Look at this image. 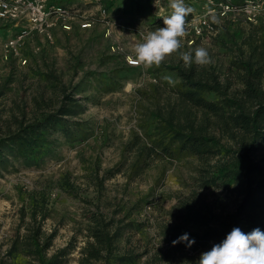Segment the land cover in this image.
I'll list each match as a JSON object with an SVG mask.
<instances>
[{
  "label": "rangeland",
  "instance_id": "374dc122",
  "mask_svg": "<svg viewBox=\"0 0 264 264\" xmlns=\"http://www.w3.org/2000/svg\"><path fill=\"white\" fill-rule=\"evenodd\" d=\"M58 1L75 4L79 12L71 20V30L58 24L51 28L52 40L31 32L15 49L9 48L6 44L21 23L0 20V136L20 120L55 111L65 93L79 99L83 108L75 119L87 121L89 132L74 142L57 138L52 154L36 164L7 156L5 167H0V264H27L16 241L27 225H33V210L37 220L46 214L42 228L54 232L47 256L72 245L61 264H78L92 213L112 218L121 227L112 256L126 259L112 258L109 264H196L212 242L189 249L165 235L177 221L178 197L202 191L214 207L231 209L237 202L234 194L202 189L197 181L200 164L193 156L151 158L137 174L130 168L133 133L147 141L140 125L151 130L149 111L176 101L172 88L179 77L156 66H127L124 56L135 57L133 49L143 42V35L164 27L162 17L171 13L169 0ZM184 2L193 9L186 18L187 34L181 49L162 64L185 67L179 53L192 51L194 57V50L204 47L213 62L196 67L212 70L220 81L228 78L236 89L240 84L232 61L240 46L247 49L244 42L254 32L251 22L242 13H221L209 0ZM212 15L219 23L212 22ZM81 20H89L91 26L81 28ZM114 44L123 50L114 52ZM206 97L216 99L213 93ZM258 153L264 154V146Z\"/></svg>",
  "mask_w": 264,
  "mask_h": 264
},
{
  "label": "trees",
  "instance_id": "16d2710c",
  "mask_svg": "<svg viewBox=\"0 0 264 264\" xmlns=\"http://www.w3.org/2000/svg\"><path fill=\"white\" fill-rule=\"evenodd\" d=\"M231 1L239 4L244 0ZM250 24L254 32L244 42L247 49L240 46L232 61L239 87L232 90L228 78L220 81L215 72L198 69L194 62L190 67L161 64L160 69L174 71L179 77L172 88L176 101L150 110L152 129L140 125L147 141L134 132L129 143L134 154L132 174L139 173L151 158L193 156L200 164L197 181L202 189H218L237 199L234 207L227 209L214 207L202 191L178 197L174 205L177 221L165 235L180 247L195 249L208 242L213 246L234 227L245 233L264 228V154L258 153L264 146V24ZM209 93L216 99L207 98ZM82 108L78 98L65 93L55 111L31 121L20 120L14 130L0 136V167H5L7 156L29 165L38 163L52 154L57 138L69 142L86 138L87 121L75 119ZM218 154L223 156L211 163ZM45 216L43 213L37 220L36 212L31 211L33 225H27L21 239L17 238L27 264H61L72 249L68 244L47 256L54 232L43 230ZM86 229L88 239L79 251L78 264L126 259L112 256L115 240L121 235V227L112 218L92 213Z\"/></svg>",
  "mask_w": 264,
  "mask_h": 264
},
{
  "label": "clouds",
  "instance_id": "9594fccd",
  "mask_svg": "<svg viewBox=\"0 0 264 264\" xmlns=\"http://www.w3.org/2000/svg\"><path fill=\"white\" fill-rule=\"evenodd\" d=\"M169 8L171 13L162 17L164 27L148 31L143 35V42L135 45L136 64L145 68L159 67L167 56L181 49V39L187 34L186 18L193 9L184 0H169ZM211 19L213 23H219L215 15ZM194 51V57L192 51L179 53L185 67H190L193 62L199 66L213 62L206 48L198 47ZM164 79L173 82L168 76ZM194 242L191 241L188 246L191 247ZM196 264H264V231L257 227L245 233L239 227H234L220 243L201 253Z\"/></svg>",
  "mask_w": 264,
  "mask_h": 264
},
{
  "label": "built area",
  "instance_id": "2783aa9c",
  "mask_svg": "<svg viewBox=\"0 0 264 264\" xmlns=\"http://www.w3.org/2000/svg\"><path fill=\"white\" fill-rule=\"evenodd\" d=\"M98 3L99 0H91ZM213 5H219V11L242 13L246 19L253 24H264V0H244L239 4L232 3L231 0H209ZM79 12L76 5L56 3L53 0H0V20L3 22L21 23L17 29L14 38L7 42L9 48L15 49L18 42L23 41L24 37L31 32L42 34L47 40H52L51 28L54 25H60L63 30H71L72 19ZM81 28H89V20L79 22ZM121 27L120 25H117ZM111 28L108 29V36L111 34ZM114 52H121L123 49L119 44L112 47ZM127 66H137L134 62V56L125 55ZM23 64L26 60L23 59Z\"/></svg>",
  "mask_w": 264,
  "mask_h": 264
}]
</instances>
